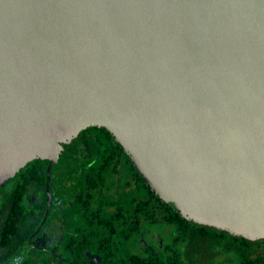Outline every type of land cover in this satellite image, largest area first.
<instances>
[{"label":"water","instance_id":"obj_1","mask_svg":"<svg viewBox=\"0 0 264 264\" xmlns=\"http://www.w3.org/2000/svg\"><path fill=\"white\" fill-rule=\"evenodd\" d=\"M105 129L184 220L264 239V0H0V186Z\"/></svg>","mask_w":264,"mask_h":264},{"label":"trees","instance_id":"obj_2","mask_svg":"<svg viewBox=\"0 0 264 264\" xmlns=\"http://www.w3.org/2000/svg\"><path fill=\"white\" fill-rule=\"evenodd\" d=\"M89 134H94V155L90 161L91 168L84 178L86 194L80 201L88 227L80 229L78 236L68 240L67 248L72 256L69 264H83L84 255L89 251L100 255L104 263L111 264H183L180 252L174 249L165 257L159 256L156 250L146 249V254H127L120 262L115 261L113 255L117 250L116 244L124 245L132 236L139 234L144 225L175 227L177 234L173 245L184 242L190 231L201 236L210 234L221 242L227 253L234 255L235 264H264V255H252V248L264 239L252 242L235 238L184 220L150 190L130 165L121 146L105 129L90 128L80 134L74 149L81 155L84 152L78 148V144ZM32 166L33 162L28 163L16 175L26 176V171ZM16 192L6 222L8 243L21 218L23 184L19 185Z\"/></svg>","mask_w":264,"mask_h":264},{"label":"rangeland","instance_id":"obj_3","mask_svg":"<svg viewBox=\"0 0 264 264\" xmlns=\"http://www.w3.org/2000/svg\"><path fill=\"white\" fill-rule=\"evenodd\" d=\"M93 138L94 134H89L78 144V148H82L86 151L84 155H81L79 151L74 149V145H77L74 142L73 147L66 150L64 154L60 156L58 162L52 166L49 192L52 199L55 200L56 197L57 203L66 204L70 202L71 198L73 199L74 195L77 193L78 183H80L82 192L84 191V178L88 173L87 166L94 155ZM44 166L45 164L36 165L30 169L31 177L24 189V196L21 201L22 219L19 224L20 228L17 244L21 243L22 240H26L29 234L37 228V225L42 219L45 208V194L43 189L45 182ZM8 191L9 204L11 199L10 189ZM56 206L61 205L57 204ZM56 209L57 208H55V210ZM55 210L53 211L52 209L49 213L46 224L47 227L53 221L54 214L56 213ZM58 228L59 227L55 229L56 232ZM64 228H67L68 231L72 230L71 227ZM46 232H48V230ZM176 234L177 231L175 227H168L166 225H144L141 232L132 236L124 245L121 246L116 244L117 250H115L113 258L115 261L120 262L124 258V255H143L146 254L148 249L156 250L159 256L165 257L169 254L171 249H174L180 252L183 264H235L234 255L229 252L227 253L221 242L216 240L212 235L201 236L190 231L187 233L184 242L173 245ZM57 245V242H55L54 246H56V251H58ZM21 254L23 256L31 255L35 259H39L40 255V253L36 251L27 249L21 250ZM258 254L264 255V241L256 244L252 248V255ZM100 258L101 256L94 251H89L84 255L83 262L84 264H97ZM12 259L14 258H8L5 264H13ZM15 264H20V262L17 260Z\"/></svg>","mask_w":264,"mask_h":264},{"label":"flooded vegetation","instance_id":"obj_4","mask_svg":"<svg viewBox=\"0 0 264 264\" xmlns=\"http://www.w3.org/2000/svg\"><path fill=\"white\" fill-rule=\"evenodd\" d=\"M84 154L86 151L83 149ZM83 155V154H82ZM82 163V162H81ZM45 164L46 162L34 161L33 166ZM91 164L87 166L88 171L91 168ZM44 166V194H45V208L42 215V219L37 225V228L31 232L26 240H22L21 243L17 244V238L19 234V224L16 227V231L13 235L10 236V240L8 243V239H6V222L9 215V206L12 202V199L17 194V189L20 184H23V188L25 189L29 179H30V167L29 170L26 171V176H17V175L7 181L3 186H0V264H5L8 258L12 259L13 264L18 260L20 264H34V263H42V264H69L72 261V256L70 250L67 248V242L71 237L78 236L79 230L85 227H88V220L85 215V211L81 208L80 201L83 199V195L86 194V184L84 185V191L82 192V188L80 183H78V190L74 198L70 200V202L66 204H61L56 202L51 197L50 209L47 215V218L44 220V215L46 212V193H45V183H46V167ZM25 168V167H24ZM23 169V168H22ZM52 169V168H51ZM83 170V168H82ZM80 181V178H79ZM85 183V182H84ZM50 185V184H49ZM10 189L11 199L8 204V190ZM16 193V194H15ZM24 193L22 195L23 200ZM21 200V201H22ZM79 201V203L77 202ZM57 204L61 206H56ZM8 206V210H7ZM54 206V208H53ZM55 208H57L55 210ZM53 209L56 213L54 214V218L52 223L47 227V220L49 217L50 211ZM70 212V213H69ZM22 217V213H21ZM93 226V225H92ZM58 228L56 232L55 229ZM71 227V231H68L67 228ZM96 227H99L98 225ZM48 230V232H46ZM46 232V233H45ZM35 242V243H34ZM55 242H57L58 251H56V246H54ZM16 243V244H15ZM20 249V250H19ZM30 250L36 251L40 253L39 259H35L31 255L23 256L21 254V250ZM87 253V252H86ZM85 253V254H86ZM16 259V261H15ZM84 264V262H83ZM97 264H111L109 262L104 263L102 258Z\"/></svg>","mask_w":264,"mask_h":264}]
</instances>
